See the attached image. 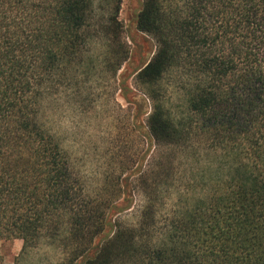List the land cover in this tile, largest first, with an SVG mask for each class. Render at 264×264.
Wrapping results in <instances>:
<instances>
[{
  "label": "trees",
  "instance_id": "trees-1",
  "mask_svg": "<svg viewBox=\"0 0 264 264\" xmlns=\"http://www.w3.org/2000/svg\"><path fill=\"white\" fill-rule=\"evenodd\" d=\"M121 3L0 0V247L44 241L63 249L62 264H264V0L138 2L135 29L155 51L131 78L152 153L134 221L115 218L132 208L128 184L90 194L38 123L41 88L67 91L99 68L133 103L118 74L130 53ZM96 35L105 54L82 57ZM171 65L190 76L177 81L181 107L159 86ZM179 165L197 170L173 199L164 186Z\"/></svg>",
  "mask_w": 264,
  "mask_h": 264
},
{
  "label": "rangeland",
  "instance_id": "rangeland-1",
  "mask_svg": "<svg viewBox=\"0 0 264 264\" xmlns=\"http://www.w3.org/2000/svg\"><path fill=\"white\" fill-rule=\"evenodd\" d=\"M139 1L122 0L119 12V20L123 25L122 37L127 43L130 53L128 61L123 64L118 74L123 73L128 77V85L132 90L131 95H134L129 98L133 103H128L119 93L117 76L112 77L100 68L92 75L81 76L77 81V86L67 91L79 106L81 113H87L97 108L102 109L107 117V126L104 129L106 146L102 152H99L96 143L73 141L71 138L62 145L69 160L71 157L70 162L74 172L90 194L100 193L99 189L104 186L115 190L122 181L128 184L127 190L132 194V208L115 217L124 223L134 221L139 213L142 203L139 177L147 169L148 158L152 154L150 151L147 153L148 142L142 127L145 123V116L140 114L144 109L141 100H139L141 94L133 89L131 83L133 72L155 51L154 41L135 29L133 15L138 8ZM175 104L181 107L179 98ZM135 108H137L136 114L138 115L137 123L133 119ZM151 150L153 151L152 148ZM160 151L163 156L169 153L167 149ZM89 153L93 155L94 159H103L102 168L86 163ZM174 154L179 155L177 151ZM81 161H85V163L76 171L74 165H79ZM188 165H179L178 172L173 175L168 185L164 186V195L169 194L174 199L176 193H181L186 188L185 186L191 184V177L193 172L195 174L197 166L192 165L191 168ZM197 191L196 188L194 192L189 190L187 193L189 199L194 198ZM21 248V240L4 242L0 247L2 258L0 264H49V256L44 249L37 251V246L21 252Z\"/></svg>",
  "mask_w": 264,
  "mask_h": 264
},
{
  "label": "clouds",
  "instance_id": "clouds-1",
  "mask_svg": "<svg viewBox=\"0 0 264 264\" xmlns=\"http://www.w3.org/2000/svg\"><path fill=\"white\" fill-rule=\"evenodd\" d=\"M106 52L105 42L102 36L96 35L85 37L80 55L85 58L103 57ZM71 71V69H70ZM190 79L185 69L181 65H171L166 68L161 75L159 86L164 89L166 99L170 98L171 103L177 102V97L182 98V92L177 89V81ZM41 96L36 105L38 123L42 124L47 133L61 145L71 138L73 141H91L96 143L98 151L102 152L105 145L107 117L102 109H93L87 113H81L79 106L68 91L60 90L49 94L46 88L40 89ZM175 93V95H173ZM170 107V103L163 105ZM71 160V157H70ZM81 161L79 165H74L76 171L84 165ZM90 166H103V159L93 158L88 154L86 161ZM44 249L49 256V264H62L65 253L57 245L45 246L44 241L38 242L37 251Z\"/></svg>",
  "mask_w": 264,
  "mask_h": 264
}]
</instances>
